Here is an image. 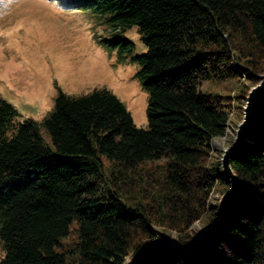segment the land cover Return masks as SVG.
Masks as SVG:
<instances>
[{
  "label": "trees",
  "instance_id": "obj_1",
  "mask_svg": "<svg viewBox=\"0 0 264 264\" xmlns=\"http://www.w3.org/2000/svg\"><path fill=\"white\" fill-rule=\"evenodd\" d=\"M76 1L114 13V30L138 27L148 128L107 89L60 91L41 122L0 98V264H264V103L231 160L244 191L196 243L191 229L216 221L210 196L231 187L211 142L232 96L203 85L264 73V0Z\"/></svg>",
  "mask_w": 264,
  "mask_h": 264
},
{
  "label": "rangeland",
  "instance_id": "obj_2",
  "mask_svg": "<svg viewBox=\"0 0 264 264\" xmlns=\"http://www.w3.org/2000/svg\"><path fill=\"white\" fill-rule=\"evenodd\" d=\"M76 2L0 0V98L18 110L20 121L33 118L41 122L53 109L60 91L80 97L107 89L125 104L137 127L148 128V93L137 76L140 67L133 61L147 50L138 27L114 30V13L80 7ZM117 40L132 41V51L122 52L121 42L114 44ZM259 81L257 78L256 83ZM253 84L245 73L240 79L204 83V88L232 96L233 111L225 134L211 142L214 159L221 158L233 144L244 115L246 103L241 107L242 102L237 105L234 97L242 87ZM41 133L44 141L53 145L44 128ZM223 190L219 187L212 192L211 203H219ZM204 227L197 221L191 229L202 233ZM154 228L171 234L172 241L179 234L163 226ZM131 259L129 255L125 262Z\"/></svg>",
  "mask_w": 264,
  "mask_h": 264
},
{
  "label": "water",
  "instance_id": "obj_3",
  "mask_svg": "<svg viewBox=\"0 0 264 264\" xmlns=\"http://www.w3.org/2000/svg\"><path fill=\"white\" fill-rule=\"evenodd\" d=\"M256 77L260 81L251 86L247 93L246 104L244 106V115L241 122L238 124L234 142L231 146L224 150L220 158L222 170L229 178L231 187L221 196V199L218 203L219 212L216 221L208 229L200 233L195 238V243L199 237L207 235L219 226L228 202L240 196V194L244 191L243 185L240 183L231 167V160L242 150L243 146L245 145L246 138L253 129L255 120L257 118L258 107L260 104L264 103V73L256 75Z\"/></svg>",
  "mask_w": 264,
  "mask_h": 264
}]
</instances>
